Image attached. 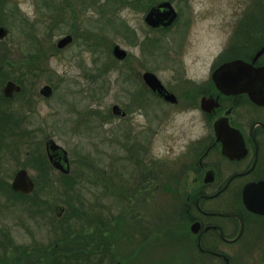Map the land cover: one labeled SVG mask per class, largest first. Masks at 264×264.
<instances>
[{
	"label": "rangeland",
	"instance_id": "obj_1",
	"mask_svg": "<svg viewBox=\"0 0 264 264\" xmlns=\"http://www.w3.org/2000/svg\"><path fill=\"white\" fill-rule=\"evenodd\" d=\"M160 1L0 0V67L34 105L27 131L16 136L11 119L0 131V264H224L197 254L181 204L183 155L209 128L205 118L140 89L148 71L167 86L206 76L248 0H172L190 21L185 37L148 33L144 17ZM68 32L81 38L58 53ZM85 38H97V52ZM114 43L128 61L111 53ZM46 72L59 88L50 101L39 92ZM115 104L128 116L115 115ZM48 134L69 151V176L48 162ZM21 167L36 183L20 198L11 181ZM220 248L232 264H264V234L257 246Z\"/></svg>",
	"mask_w": 264,
	"mask_h": 264
},
{
	"label": "flooded vegetation",
	"instance_id": "obj_2",
	"mask_svg": "<svg viewBox=\"0 0 264 264\" xmlns=\"http://www.w3.org/2000/svg\"><path fill=\"white\" fill-rule=\"evenodd\" d=\"M164 2L172 5L174 18L168 23V18L164 16L158 18V21L153 18L148 22L149 12ZM248 3L242 10L243 14L237 16L234 32L230 33L227 45L214 60L206 76L199 80H175L170 86L163 84L174 95V101L153 90L144 80V74L142 78L146 88L143 85L140 89L143 92L142 97L145 92H150L158 101L162 100L173 106L182 104L199 111L205 118L204 122L209 128L206 127L202 136L186 146L183 155L187 185L181 195V204L187 217L185 227L193 235L197 254L201 258H217L224 264L225 257L208 250L225 254L232 264V256L221 249L220 245L231 246L250 241L257 246L264 234V0H248ZM144 21L150 34L173 28L175 35L180 31L184 37L190 23L182 21L172 0H162L149 6ZM67 37H70L68 41L61 44ZM184 37L180 39L183 40ZM80 38L75 32L66 33L56 43L57 52L67 51ZM96 39L85 38V48L97 52ZM116 45L124 49L118 43L111 47L109 45L108 49L110 47L113 55ZM124 50L126 56L122 60L128 61L130 53ZM231 62L237 64L233 67L226 66ZM47 75L50 79L48 73ZM49 81L39 90L46 101H50L59 89L53 77ZM9 82L20 87L14 89L11 95L5 92ZM45 87L50 88L48 94L43 93ZM23 92L25 86L20 78L13 74L12 77L5 76L4 69L0 67V131L11 119L13 125L8 123V128L16 136H20L22 132L16 129L33 118L34 105L29 98H20L24 95ZM18 99L20 103H16L11 109L10 103L17 102ZM3 102L8 104L2 105ZM154 103L153 101L149 104ZM120 110L122 114L119 115L122 118L128 116L126 109L120 107ZM44 117L46 120L43 119V123L47 128V112ZM72 123L75 124L76 121L73 119ZM22 130L27 131L23 127ZM45 149L52 167L69 176L72 165L69 151L50 134L46 136ZM64 151L68 161L65 160ZM66 168L68 170L64 171ZM21 169L26 168L16 170L11 183ZM28 174L35 184V178L29 172ZM2 177L0 173V181L3 180ZM246 188L248 192L245 194ZM15 193L21 198L32 192Z\"/></svg>",
	"mask_w": 264,
	"mask_h": 264
},
{
	"label": "water",
	"instance_id": "obj_3",
	"mask_svg": "<svg viewBox=\"0 0 264 264\" xmlns=\"http://www.w3.org/2000/svg\"><path fill=\"white\" fill-rule=\"evenodd\" d=\"M173 10L174 9L169 2L161 3L160 5H158L157 7H154L149 12V14L147 16L148 22L150 21V19H153V18H155V20L158 21V18H160L161 16H164L165 18H168V21L166 22V23H168L174 18ZM5 34H7V31L5 30L4 27L1 26L0 27V38H3ZM69 38L70 37L64 38L61 41V44L68 41ZM114 55L119 59H123L126 56V51L124 49H122L119 45H116L114 47ZM236 64H237L236 62H231L226 66L233 67ZM143 76H144V80L146 81V83L153 90L158 91L165 98L174 101V99H175L174 95L167 91V89L162 84L161 80L157 77L156 74L148 71V72H145ZM16 88L20 89V87L18 85H16L14 82H9L5 88V92L7 95H11L13 90ZM49 89H50L49 87H45L43 89V93L48 94ZM113 112L116 114H122V111L120 110V107L118 105L113 106ZM64 153L66 155L65 160L68 161L66 151H64ZM59 166L61 167V165H59ZM67 170H68V168L64 169V171H67ZM34 187H35V184H34L32 178L30 177V175L28 174V171L26 169H21L16 173L15 178L12 182V189L14 191L23 192V193H30L31 191L34 190ZM247 192H248V188L245 189V194ZM245 198H246L245 200L248 202V205L250 206V202L247 200V195H245ZM59 209H63V207H60ZM60 213H61V211L58 212V214H60ZM216 228L220 229V227H216ZM193 230L195 231V227H193ZM208 252L215 253V254H218L222 257H225L226 264H230L229 258L225 254L217 253L213 250H208Z\"/></svg>",
	"mask_w": 264,
	"mask_h": 264
},
{
	"label": "trees",
	"instance_id": "obj_4",
	"mask_svg": "<svg viewBox=\"0 0 264 264\" xmlns=\"http://www.w3.org/2000/svg\"><path fill=\"white\" fill-rule=\"evenodd\" d=\"M74 264V263H73Z\"/></svg>",
	"mask_w": 264,
	"mask_h": 264
}]
</instances>
